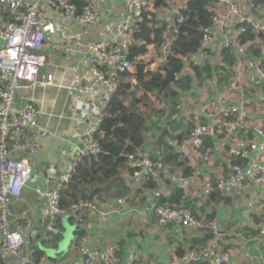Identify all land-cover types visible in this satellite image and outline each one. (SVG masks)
Here are the masks:
<instances>
[{
    "label": "built area",
    "instance_id": "1",
    "mask_svg": "<svg viewBox=\"0 0 264 264\" xmlns=\"http://www.w3.org/2000/svg\"><path fill=\"white\" fill-rule=\"evenodd\" d=\"M151 0H128L125 16L113 27H109V40L94 41L87 48L83 63L92 66V79L83 87L86 95L89 117L82 135L83 148L74 156L71 163L61 174L54 187L36 189L39 197L46 198L48 214L47 232L61 235L63 231L57 226V220L66 211L61 207L60 200L63 190L67 187L72 173L78 163L85 157L100 153V145L96 138L103 124L109 102L116 91V80L121 73L133 72L136 64L128 60L131 47L137 43L134 32L141 20V13L147 10ZM210 8L211 25L204 32L201 46L195 54L182 57L184 67L182 74L176 79L190 76L191 85L187 90H179L180 97L176 105L175 118L190 125L189 134L183 143L190 144L196 151L198 166L206 159L204 150L207 148L206 138L218 139L223 145L228 157V172L217 179L208 174L202 176H181L166 169L162 159L154 160L152 153L144 152L140 169L134 171V177L153 173L159 168L166 172L172 180H176L189 197L191 187L197 180H202V186L209 193L214 190L224 191L231 195L244 185L253 183L260 187L259 197L264 205V124L249 120L250 106L257 103L264 112V68L260 65L252 68L250 80L242 78L245 71L243 60L250 56L253 46L259 45V39L245 40L250 31L264 32V18L254 17L238 0H215ZM187 4L174 6L166 17L162 18L165 25L162 31V41L144 44L147 51L140 57L146 70L166 75V63L171 54L173 43L185 25L187 18L183 14ZM255 0H251V7ZM250 7V8H251ZM0 11H8V20H0V258L7 257V264H118L117 247L110 246L104 251L91 250L86 246L88 237L83 238L79 247L80 256L75 261H60L42 257L36 260L29 247L25 232L14 228L12 213L13 200L21 194L30 179L31 167L27 159L13 155L30 149L36 150L39 144L22 139L26 129L38 130L42 135L49 131L39 123L40 109L32 101L24 107L16 106L18 92L37 84H53L52 74H41L46 57L43 48L46 40L49 13H57L61 18L78 21L84 26L96 24L100 20L99 13L91 7L84 8L79 13L77 6L71 0H0ZM264 9L260 11L263 13ZM87 32V28L84 33ZM257 44V45H256ZM152 46L159 58L154 67L145 61L148 47ZM200 53L201 58L194 56ZM204 55V56H202ZM209 66L211 71L204 73L207 85L196 92L193 87L196 82L195 67ZM189 67L191 74L185 73ZM237 68H239L237 73ZM194 70V71H193ZM232 75L230 76V73ZM230 76V77H229ZM213 81V85L210 81ZM100 84L105 89L95 91ZM210 85V88L208 87ZM210 91L212 95L203 93ZM190 94V95H189ZM221 95L227 102L219 103ZM224 95V96H223ZM152 99L163 106L164 102L157 92ZM155 104V102H154ZM144 110V109H141ZM161 120L167 126L165 118ZM157 120V119H156ZM217 141V140H216ZM153 155V156H152ZM189 163L187 155L181 156ZM191 177V178H190ZM164 188H158L149 193V209L155 211L165 225H178L198 230L211 227L216 238L208 245H196L184 254L180 260L190 264L200 260L212 264H227L228 255L220 252V238L217 221L209 223L205 218L197 216L188 206L178 207L174 204H159V199L167 197ZM84 209H97L93 202H82ZM31 221H26V228L32 229ZM258 235L264 239V215L256 225ZM125 264H138L135 255L131 254Z\"/></svg>",
    "mask_w": 264,
    "mask_h": 264
},
{
    "label": "crops",
    "instance_id": "2",
    "mask_svg": "<svg viewBox=\"0 0 264 264\" xmlns=\"http://www.w3.org/2000/svg\"><path fill=\"white\" fill-rule=\"evenodd\" d=\"M191 1L194 0H166L165 5L157 8L154 0H151L146 12L149 13V17L154 15L156 21H162L174 6L189 4ZM238 1L254 17L264 18V12L260 13L264 9V0H259L253 8L251 0ZM86 2L84 8L91 7L100 15V20L96 24L84 26L76 20L69 21L61 18L57 13H49L43 48L46 61L41 74H52L53 84H37L18 92L16 106L24 107L31 101L35 103L41 113L39 123L49 131V135L44 136L38 130L26 129L22 139L38 143L39 148L26 149L13 154L27 159L31 167L29 181L11 206L14 228L23 230L28 237L30 249L33 252H43L47 259L69 262L77 260L83 238L88 237L85 244L91 250L104 251L110 246H116L120 255L118 264H125L131 254L136 256L138 264H183L180 258L191 248L196 245H208L216 238L213 229L209 226L193 230L183 226L163 224L158 214L148 207L149 193L154 189L164 188L169 196L174 187L180 184L166 175V172L164 175L161 174L162 169L159 168L154 169L151 174L137 178L133 175L134 171L140 169L141 154L147 152L154 156L161 155L165 140L171 144L175 152L180 154V157L187 155L189 161L187 166L192 169L190 173H186L183 168L170 167L172 173L186 177L208 174L215 179L227 174L228 157L218 139L211 140L212 145H207L204 150L206 159L198 166L196 151L190 144L183 143L190 129V126L185 124L174 134L169 131L167 124V134L163 143L159 145V138L166 125L158 119H151L155 124L145 132L144 147L121 169V175L129 188L128 195L110 199L99 198L96 195L94 203L97 209H84L76 205V212L80 211L81 214L71 216L66 211L58 218V226L63 231V234L57 236L58 239H54L51 233L47 232V200L39 197L35 190L54 187L73 160L76 149L82 144V135L89 117L87 97L82 89L93 77L92 66L85 65L83 58L90 43L111 39L108 28L124 18L128 0H86ZM215 2L209 0L207 5L209 10ZM86 28L87 32L84 33ZM252 32H254L252 39L257 37L260 43L253 46L250 56L243 60L245 71L242 72V78L246 80H250L252 68L258 65L264 68V32H259L258 36L256 34L258 32ZM148 49L145 61L148 62L147 65L154 67L158 64L159 58L152 46ZM194 57L201 58V54L197 53ZM238 70L239 68L237 73ZM184 71L188 74L192 73L189 67ZM134 73L135 71L131 72V75L124 77L120 82L128 83L129 91L133 89L132 93L137 97H145L147 94L146 97L152 100L153 92L147 93L140 86ZM197 73L193 89L199 93L200 89L207 85V77H204V72L201 70H196V75ZM212 82L211 80V85ZM208 87L210 88V85ZM104 89L105 86L100 84L95 91L101 93ZM138 89L142 90L139 92L140 95L137 93ZM203 94L212 95L210 91ZM220 96L215 95V97ZM129 102L125 98L127 105ZM226 102L224 98H219L220 104L224 105ZM143 104V101L137 104V111L141 114H144L141 110L142 106L145 107ZM158 107L162 106L158 105ZM250 111L249 120L264 124V112L259 109L257 103L251 104ZM160 125H163L162 129L158 128ZM169 133L174 136L172 140L169 139L170 136L168 137ZM177 135H182L184 138L179 140ZM201 181L197 180L191 187L189 197L186 196L197 215L205 218L209 223L217 221L219 233L223 235L222 239L220 238L219 249L221 253L228 255L227 264H264V239L256 231V225L264 215V205L259 197L260 187L248 183L242 189L227 195L220 190L217 191L221 193L216 191L209 193L202 186ZM27 220L32 222V229L26 228ZM8 261L7 257L0 258V264H7ZM195 264L212 263L200 260Z\"/></svg>",
    "mask_w": 264,
    "mask_h": 264
},
{
    "label": "trees",
    "instance_id": "3",
    "mask_svg": "<svg viewBox=\"0 0 264 264\" xmlns=\"http://www.w3.org/2000/svg\"><path fill=\"white\" fill-rule=\"evenodd\" d=\"M71 1L77 6L79 13L83 12L84 7L87 5L86 0ZM165 1L154 0V5L157 8L161 7L165 5ZM208 2L209 0L191 1L188 8L183 11L187 20L173 43V53L167 60L165 76L159 72L147 71L145 63L140 60V57L147 51L145 45L141 44L140 41L146 43L162 41V31L165 25L162 21H156L154 15L149 17V13L145 11L139 16L141 20L137 23V28L134 32L137 43L131 47L127 56L128 60L136 64L134 75L140 86L147 93L157 92L160 95V102H164V105L157 110L161 111V119L165 118L169 131L173 134L184 126L183 123L175 118V114L177 113L176 105L180 97L179 90H187L191 85V78L190 76H182L175 81L166 83H164V79L171 73L175 75L182 74L181 72L184 67L182 57L195 54L200 48L202 36L211 25L212 13L207 7ZM258 2L259 0H255V4ZM10 16V12L0 11V20H8ZM253 37L254 32L250 31L244 39L251 40ZM195 69L197 71L201 70L204 73L211 71L208 65L204 69L197 66ZM129 75H131V72L128 71L121 73L118 77L120 79L116 80V91L109 102L106 111L107 115L100 127V132L96 136L100 145V153L83 158L75 167L67 187L63 190L60 205L71 216L72 214H81L80 211L76 212V205H80L82 202H93L96 195L103 199L119 198L128 195L129 188L125 184L124 177L121 175V169L126 166L132 156H136L144 147L146 143L145 132L154 127L153 125L155 124L154 120L150 119L151 115L147 113L141 114L137 111L138 102L146 101L147 105L152 104L148 102L147 94L142 99H139L132 93L129 96L132 99L130 103L128 105L125 103V98L130 94V85L120 82V80L122 81L124 77ZM161 126L163 127V125H160L158 128L162 129ZM169 136L170 140L174 137L171 133H169ZM176 137L179 140L184 138L182 135H177ZM207 138V145H212V141ZM164 144L163 153L156 156L152 155V158L156 161L162 159L166 164L167 171L170 167L173 169L183 168L186 173H190L192 169L187 166L186 161L181 159L180 154L175 152L171 144L166 142V140ZM171 168L170 171H172ZM161 174L164 175L165 171L161 170ZM158 201L159 204H174L178 207L188 206L195 212L185 191L180 186L174 187L171 195L163 197ZM70 220L73 222L72 218ZM51 235L54 239H58L57 236H60ZM49 240H51V237ZM32 255L36 260L45 257L41 251L33 252ZM117 256L120 258L118 251ZM195 263L197 262L190 264Z\"/></svg>",
    "mask_w": 264,
    "mask_h": 264
},
{
    "label": "rangeland",
    "instance_id": "4",
    "mask_svg": "<svg viewBox=\"0 0 264 264\" xmlns=\"http://www.w3.org/2000/svg\"><path fill=\"white\" fill-rule=\"evenodd\" d=\"M0 22H1V21H0ZM132 91H133V89L129 91L130 94L128 95V97H126V100H127V101L132 100L131 97H129V96L132 95ZM141 91H142L141 89H138V90H137V93L139 94V92H141ZM133 92H134V91H133ZM139 95H140V94H139ZM133 96L135 97L134 94H133ZM136 97H137V96H136ZM137 98H139V97H137ZM142 98H143V97H140L139 99H142ZM149 101L152 102L151 105H147L145 102H143V103H144L143 105H145V107L142 106V108L144 109V110H143V111H144V114L147 113V114L151 115L150 119L155 118V119H158L159 121L163 120V119H161V111L157 110V109L159 108L158 105L154 104V102L156 103V101H155L154 99H152V100L148 99V102H149ZM129 103H130V102H129ZM139 108H140V106H139ZM153 108H155V109H153ZM163 114H164V113H163Z\"/></svg>",
    "mask_w": 264,
    "mask_h": 264
},
{
    "label": "water",
    "instance_id": "5",
    "mask_svg": "<svg viewBox=\"0 0 264 264\" xmlns=\"http://www.w3.org/2000/svg\"><path fill=\"white\" fill-rule=\"evenodd\" d=\"M175 80H176V76H175V74H174V73H171L167 78L164 79V83L169 82V81H175ZM166 134H167V126H164L163 132H162V134H161V136H160V138H159V141H158L159 145H161V144L163 143ZM83 146H84V144L82 143V144L79 146V149H76V153H77L80 149H82ZM217 190H219V189H217ZM217 190H214V191H216V192H220V191H221V190H220V191H217ZM220 193H221V192H220ZM228 198H230V197H228ZM211 231H212V230H211Z\"/></svg>",
    "mask_w": 264,
    "mask_h": 264
}]
</instances>
